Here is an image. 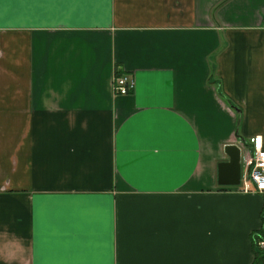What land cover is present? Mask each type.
<instances>
[{
  "label": "crops",
  "instance_id": "crops-1",
  "mask_svg": "<svg viewBox=\"0 0 264 264\" xmlns=\"http://www.w3.org/2000/svg\"><path fill=\"white\" fill-rule=\"evenodd\" d=\"M252 136L264 0H0V264H256Z\"/></svg>",
  "mask_w": 264,
  "mask_h": 264
},
{
  "label": "built area",
  "instance_id": "built-area-1",
  "mask_svg": "<svg viewBox=\"0 0 264 264\" xmlns=\"http://www.w3.org/2000/svg\"><path fill=\"white\" fill-rule=\"evenodd\" d=\"M134 86L131 75L117 74L112 78L111 88L114 95H128ZM239 183L235 188L241 193L264 194V149L261 138L252 136L247 141L239 142ZM257 247L264 248V241L258 240Z\"/></svg>",
  "mask_w": 264,
  "mask_h": 264
},
{
  "label": "water",
  "instance_id": "water-1",
  "mask_svg": "<svg viewBox=\"0 0 264 264\" xmlns=\"http://www.w3.org/2000/svg\"><path fill=\"white\" fill-rule=\"evenodd\" d=\"M223 153L226 161L217 164V184L223 187H236L239 183V150L236 145H225Z\"/></svg>",
  "mask_w": 264,
  "mask_h": 264
},
{
  "label": "trees",
  "instance_id": "trees-1",
  "mask_svg": "<svg viewBox=\"0 0 264 264\" xmlns=\"http://www.w3.org/2000/svg\"><path fill=\"white\" fill-rule=\"evenodd\" d=\"M260 222H261V225H260L259 230L254 232V233H252V235H251L252 244L254 246L253 252H254V255H255V263L256 264L258 263L257 261L259 259L263 258L262 252L259 251L260 249L255 246V243L258 240H263L264 241V207L262 208V211H261Z\"/></svg>",
  "mask_w": 264,
  "mask_h": 264
}]
</instances>
